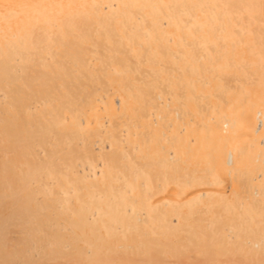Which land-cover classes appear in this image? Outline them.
<instances>
[{
    "label": "bare ground",
    "instance_id": "bare-ground-1",
    "mask_svg": "<svg viewBox=\"0 0 264 264\" xmlns=\"http://www.w3.org/2000/svg\"><path fill=\"white\" fill-rule=\"evenodd\" d=\"M0 264H264V0H0Z\"/></svg>",
    "mask_w": 264,
    "mask_h": 264
}]
</instances>
